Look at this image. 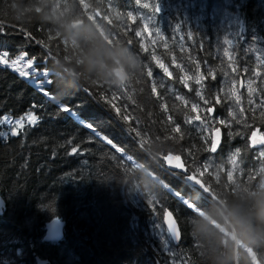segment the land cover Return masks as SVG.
I'll use <instances>...</instances> for the list:
<instances>
[{
  "label": "trees",
  "instance_id": "1",
  "mask_svg": "<svg viewBox=\"0 0 264 264\" xmlns=\"http://www.w3.org/2000/svg\"><path fill=\"white\" fill-rule=\"evenodd\" d=\"M228 3L0 0V55L53 70L40 87L0 65V118L39 117L0 137V264H264V0Z\"/></svg>",
  "mask_w": 264,
  "mask_h": 264
},
{
  "label": "snow or ice",
  "instance_id": "2",
  "mask_svg": "<svg viewBox=\"0 0 264 264\" xmlns=\"http://www.w3.org/2000/svg\"><path fill=\"white\" fill-rule=\"evenodd\" d=\"M145 8L148 7L147 4L144 5ZM158 10V8H156V11ZM131 17V15H129ZM134 19V17H133ZM145 27H147V25H145ZM134 35L137 36V37H140L141 36V33L139 31H136L134 32ZM155 35H159V32L155 33ZM192 36V33H188V37H191ZM161 39H163V37H161ZM149 43H151L153 46L156 45L157 41L155 40H151L149 41ZM224 43L226 45H228L229 47L232 46V41L229 40V39H225ZM165 47H167V45L165 44L164 45ZM143 51L145 52H149V54H151L150 50L147 49V48H144L142 45L140 47ZM224 55L226 57H229V59H231V56H230V53L227 51V50H224ZM27 56V53H23L22 55H20L16 60H12L11 62L7 59L8 57V52L7 51H4L2 55H0V64H3V65H6L10 68H12L13 70H16L18 72L19 75L21 76H24V77H28V72H25V71H21L20 69L17 68V65L19 63L20 60H23L25 57ZM153 59H156V57L153 55L152 57ZM28 65L31 66V65H34V61H28ZM159 66L164 70L165 73H167V75L170 77L172 75L171 72L168 71V69L164 66V64H159ZM149 75L151 76L152 73L149 72ZM213 78H214V74H213ZM204 79L203 76H197L195 78V83L200 85L201 87H203V85L201 84V81ZM190 80H193V77L192 76H185L183 78V83L185 84V86L188 85V81ZM251 91V89H250ZM50 94V93H49ZM197 95H200L199 92H197ZM182 100L183 103H187V101H183V98L181 97L180 98ZM200 99L204 101L205 104H208L209 103V100H205L204 97L202 95H200ZM216 102L218 103L219 102V98L217 97L216 98ZM165 111L167 110V106L164 105L163 106ZM197 107L198 105L197 104H192L191 106V111L195 112L197 110ZM64 111H67L68 109L65 108L63 109ZM209 111H211V109H209ZM38 119L39 117L34 113H28L26 114L25 116H22L20 119H17L15 121H13L12 119L8 118V117H3V118H0V125H8L9 128H10V131L5 133V132H0V137H6V136H16V135H19L20 134V130L24 129L25 128V121H27V124L29 126H33V125H36L37 122H38ZM193 120H196V121H200L201 120V117L199 115H196L195 117H189L188 119V123H191ZM207 122L210 123V120H208L206 118ZM220 124H225V121L224 120H219L218 121ZM227 126V125H226ZM206 129H207V124H206ZM205 129V130H206ZM216 133H217V139H215L212 144H211V147L209 148V151L211 152H215L216 151V145L219 143V139H218V136H219V129H213ZM174 133L176 134H179L181 132V129L179 126H176L175 128H173L172 130ZM254 135V134H253ZM180 138L182 139V135H180ZM109 143L111 144L112 142L109 141ZM255 140L253 139V146L255 145ZM261 144H264V139L261 140ZM123 150V149H121ZM73 151L75 152L76 149L74 148ZM234 155L236 157H239L240 156V149H236L235 150V153ZM260 156L262 158H264V150H262L260 152Z\"/></svg>",
  "mask_w": 264,
  "mask_h": 264
},
{
  "label": "water",
  "instance_id": "3",
  "mask_svg": "<svg viewBox=\"0 0 264 264\" xmlns=\"http://www.w3.org/2000/svg\"><path fill=\"white\" fill-rule=\"evenodd\" d=\"M77 26L78 25H75V27ZM115 75L121 83H124L126 81V74L122 68H117L115 70ZM253 139L256 142L254 146H259L261 144L262 138L255 136ZM253 139H252V144H253ZM169 163L172 168H175L176 164L173 159H171ZM207 195L209 194L207 193ZM4 211H5V201L0 193V215ZM164 226L167 230V233L171 241L174 243H179L181 241L180 227L170 211H166V213L164 214ZM64 229H65V222L62 219L55 218L51 220L46 226V233L44 237L45 241L52 243L60 242L64 237ZM36 264H52V263L47 259H42L37 257Z\"/></svg>",
  "mask_w": 264,
  "mask_h": 264
},
{
  "label": "rangeland",
  "instance_id": "4",
  "mask_svg": "<svg viewBox=\"0 0 264 264\" xmlns=\"http://www.w3.org/2000/svg\"><path fill=\"white\" fill-rule=\"evenodd\" d=\"M227 1V5H229L228 1ZM232 21H235L233 15H232ZM237 26V25H235ZM232 34H234L233 32L229 34L228 39L232 41ZM248 46L250 47L251 51L256 55L257 58H264V39L262 40H256L253 41L251 43H248ZM232 47V46H231ZM229 47V48H231ZM4 51L1 52V54H3ZM22 55V54H20ZM18 55V57L20 56ZM18 57L12 59V60H16ZM9 58V55L7 57V59ZM11 60V61H12ZM10 61V62H11ZM28 61H33L28 59V57H25L23 60H20L17 68L20 69L21 71H25L28 72V77H24L25 79L33 82L35 85H38L40 87H44L47 86L50 83V75L53 72V70H48L45 66L41 67V65H38V63H36L34 61V65L29 66L28 65ZM2 66H5L3 64H0ZM245 85H249V82L247 81H243L242 82ZM260 138L264 139V134L262 135H257ZM264 145V144H261ZM169 236V235H168ZM170 239V237H169ZM171 240V239H170Z\"/></svg>",
  "mask_w": 264,
  "mask_h": 264
},
{
  "label": "flooded vegetation",
  "instance_id": "5",
  "mask_svg": "<svg viewBox=\"0 0 264 264\" xmlns=\"http://www.w3.org/2000/svg\"><path fill=\"white\" fill-rule=\"evenodd\" d=\"M261 134V133H260ZM263 139V138H262ZM261 145V144H260Z\"/></svg>",
  "mask_w": 264,
  "mask_h": 264
}]
</instances>
